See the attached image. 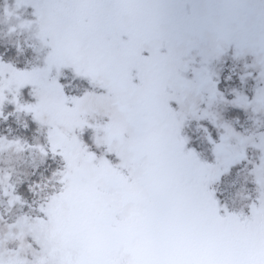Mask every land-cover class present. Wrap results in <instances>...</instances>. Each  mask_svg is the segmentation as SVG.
I'll return each mask as SVG.
<instances>
[{
	"label": "snow or ice",
	"instance_id": "obj_1",
	"mask_svg": "<svg viewBox=\"0 0 264 264\" xmlns=\"http://www.w3.org/2000/svg\"><path fill=\"white\" fill-rule=\"evenodd\" d=\"M3 15L43 56L22 68L0 59V108L7 89L47 127L46 144L29 147L62 166L37 214L8 225L20 244L0 240V264H264V134L256 143L214 110L264 112V0H15ZM226 58L255 70L251 95L220 89ZM66 69L86 82L79 93L66 90ZM192 120L216 130L199 125L210 155L185 131ZM250 144L262 155L248 161L254 189L235 208L217 185ZM13 145L24 148L0 137ZM8 175L5 195L21 201Z\"/></svg>",
	"mask_w": 264,
	"mask_h": 264
},
{
	"label": "rangeland",
	"instance_id": "obj_2",
	"mask_svg": "<svg viewBox=\"0 0 264 264\" xmlns=\"http://www.w3.org/2000/svg\"><path fill=\"white\" fill-rule=\"evenodd\" d=\"M2 1V16L9 24L6 36L13 43L16 54L12 61H8L0 53V59L21 68L41 63L43 52L37 50L39 43L32 33L19 27H16L13 31L9 30L13 25H18L19 21L15 15L5 18L3 13L6 6L10 9L14 8L15 0ZM31 11V8L16 9L21 18L29 17ZM215 68L220 74L219 87L227 97L231 98L234 95L233 89L244 91L249 95L252 94V89L257 83L254 79L256 72L252 68L246 69L243 61H233L231 58H226L224 61L217 63ZM245 72H251L252 76L246 77L245 81L242 82L240 76ZM61 79L69 93H79L87 86L85 81L75 78L70 69L64 70ZM5 92L8 100L0 108V113H2L0 114V137H5L7 140L18 139L24 144V148L17 151L14 145L0 147V179L4 177L5 173H8L7 184L14 185V189H9V191L14 195H19L23 202H10L11 197L5 195V185L0 183V240H5L8 248H16L19 246L20 241L7 237L8 225L12 224L19 216L25 214L34 216L37 214V205L45 194L51 190L52 173L62 166V162L59 157L53 158L51 154L42 159L37 148L29 147L46 144L47 127L37 124L32 119L31 113L17 111L15 104L10 102L13 93L7 89H5ZM22 99L24 101L33 99L28 88L23 90ZM214 110L219 112L224 119L230 121L236 131L252 136L256 143L261 142V134H264V112H253L251 108L245 110L223 103L216 105ZM201 124L207 126L215 134L216 130L207 121L192 120L186 126L185 131L192 138L193 146L198 147L205 155H210L204 129L199 126ZM90 135V132L85 133L86 137H90ZM247 155L248 160L233 168L231 173L223 176L217 185L218 195L221 199H227L229 204L235 208H239L245 203V196L254 189L249 176V169H251L252 164L248 161L258 163L262 153L259 148L250 144L247 148ZM51 163L53 166H51ZM41 167H44V170ZM26 181H29V183L28 193L25 194L23 183ZM11 231L15 232L18 229H12ZM25 243L27 244L28 241L26 240ZM24 252L30 255L31 249L25 247Z\"/></svg>",
	"mask_w": 264,
	"mask_h": 264
},
{
	"label": "trees",
	"instance_id": "obj_3",
	"mask_svg": "<svg viewBox=\"0 0 264 264\" xmlns=\"http://www.w3.org/2000/svg\"><path fill=\"white\" fill-rule=\"evenodd\" d=\"M2 5H3V1L0 0V53L5 58V60L7 59L8 61H12L14 55L16 54V49L14 48L13 43L10 42L11 40H9V38L6 36L7 30H8L7 28H8L9 24L6 22L5 19H3ZM51 166H53L52 163H51ZM44 167H41V169L44 170ZM28 183H29V181H26L23 183V190H25L24 191L25 194L28 193V191H27Z\"/></svg>",
	"mask_w": 264,
	"mask_h": 264
}]
</instances>
